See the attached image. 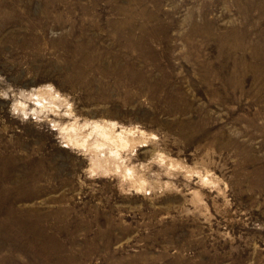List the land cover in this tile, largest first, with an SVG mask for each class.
<instances>
[{"label": "rangeland", "instance_id": "obj_1", "mask_svg": "<svg viewBox=\"0 0 264 264\" xmlns=\"http://www.w3.org/2000/svg\"><path fill=\"white\" fill-rule=\"evenodd\" d=\"M0 264H264V0H0Z\"/></svg>", "mask_w": 264, "mask_h": 264}]
</instances>
